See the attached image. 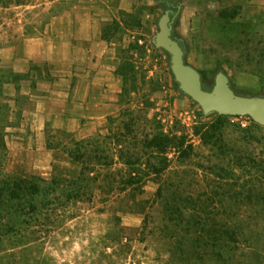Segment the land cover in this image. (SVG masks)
Here are the masks:
<instances>
[{
  "label": "rangeland",
  "instance_id": "rangeland-1",
  "mask_svg": "<svg viewBox=\"0 0 264 264\" xmlns=\"http://www.w3.org/2000/svg\"><path fill=\"white\" fill-rule=\"evenodd\" d=\"M168 1L179 11L165 8ZM120 3L0 0L1 57L44 32L58 36L52 22L65 11L90 13L119 45L126 73L120 110L94 137L122 133L124 143L108 141L111 167L79 177L82 140L26 121L47 68L34 67L30 85L0 67V264H264V127L203 116L173 85L169 56L154 45L169 11L173 36L207 89L224 70L236 94L264 97V22L223 17L238 13L232 0H125L127 11ZM156 136L171 144L142 157Z\"/></svg>",
  "mask_w": 264,
  "mask_h": 264
},
{
  "label": "crops",
  "instance_id": "crops-1",
  "mask_svg": "<svg viewBox=\"0 0 264 264\" xmlns=\"http://www.w3.org/2000/svg\"><path fill=\"white\" fill-rule=\"evenodd\" d=\"M232 1V6H238L236 21L264 22V0ZM124 2L121 0L119 10L127 11ZM69 13L65 11L52 22L60 36L52 38L44 32L9 47L7 57L0 56V67L24 76V83L30 85L33 68H47L38 81L45 85L43 94L26 121L36 129L50 128L85 140L103 134L108 119L120 110V47L104 37L103 26L90 13ZM19 84L11 83L15 93Z\"/></svg>",
  "mask_w": 264,
  "mask_h": 264
},
{
  "label": "water",
  "instance_id": "water-1",
  "mask_svg": "<svg viewBox=\"0 0 264 264\" xmlns=\"http://www.w3.org/2000/svg\"><path fill=\"white\" fill-rule=\"evenodd\" d=\"M173 19L166 11L158 20L154 45L169 56L170 71L179 91L198 105L203 116L249 118L264 127V97L236 94L228 77L219 71L210 90H205L201 74L185 61V51L173 36Z\"/></svg>",
  "mask_w": 264,
  "mask_h": 264
},
{
  "label": "trees",
  "instance_id": "trees-1",
  "mask_svg": "<svg viewBox=\"0 0 264 264\" xmlns=\"http://www.w3.org/2000/svg\"><path fill=\"white\" fill-rule=\"evenodd\" d=\"M172 4L173 3L169 2V1L166 2L165 8L171 7ZM222 16L234 18L235 14L230 15L227 12H224V13H222ZM104 37H105V32H104ZM105 38L108 39L107 37H105ZM118 72L123 79V90H122V94H123V92L125 93L126 73L121 68V63L119 65ZM222 72L226 75V72L224 70ZM170 75L172 78L173 85L176 88H178L177 84L175 83V81L173 79L171 71H170ZM203 87L206 90V87L204 85H203ZM208 90H210V89H208ZM122 94H121V103H122ZM125 114H127V113H125ZM209 117H217V118H222V119L226 118V117L218 116L216 114H213ZM135 122L136 121H133L130 125L133 126L135 124ZM124 138H126V137L122 133H118L114 137H111V135L109 134V135L103 136V137L100 136V138L98 140H96L94 138H90V139H85V140H82V141L76 143V158H75L76 163L84 166V168H82V171L80 173H78V176L84 177L86 175L93 174L94 173L93 168L95 166L105 167V168L111 167V165L113 164L114 156L111 153L112 150L108 146V141H115L116 144L122 146V144L124 143V141H122V139H124ZM170 141L171 140L168 139L167 137H162V136L152 137V140H147L144 142V144L142 145V148L143 149L145 148L146 151H144L145 153H140V154L142 155V157L143 156H149V154L154 153L153 152L154 150H156V152H159L160 154H163V153H165V151H162V148L166 147V145L171 144ZM182 143L183 142L180 143L181 146H182ZM148 150H152V152H150ZM140 154L132 155L128 161L129 162L133 161V163L134 162L137 163L139 161V157H140L139 155ZM124 157H125V154H124V151L122 150V148L118 149L117 150L118 160L123 161ZM126 165L132 166V164H130V163H128ZM149 169H150V171H148V172L153 174V175H160L164 172V170L155 169L153 166H149ZM135 181H136V179L130 176L129 181L126 183L127 188H134V186H137L138 182H135ZM80 191H81V187H77L76 188V195H78L80 193ZM225 236L228 237V240L229 239L232 240L231 242L236 243V241H234V239H233L234 236L233 237H232V235H225ZM223 259H225V258H223Z\"/></svg>",
  "mask_w": 264,
  "mask_h": 264
},
{
  "label": "flooded vegetation",
  "instance_id": "flooded-vegetation-1",
  "mask_svg": "<svg viewBox=\"0 0 264 264\" xmlns=\"http://www.w3.org/2000/svg\"><path fill=\"white\" fill-rule=\"evenodd\" d=\"M171 7H172V8H176V9H177V11H179V7H176V6H175V5H173V4L171 5ZM206 90H208V89L206 88Z\"/></svg>",
  "mask_w": 264,
  "mask_h": 264
}]
</instances>
